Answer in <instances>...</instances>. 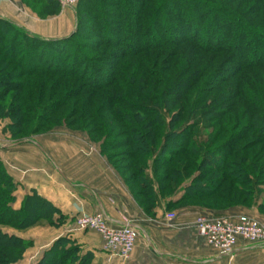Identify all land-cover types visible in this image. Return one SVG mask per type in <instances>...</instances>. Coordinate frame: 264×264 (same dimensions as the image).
Instances as JSON below:
<instances>
[{"label": "trees", "instance_id": "16d2710c", "mask_svg": "<svg viewBox=\"0 0 264 264\" xmlns=\"http://www.w3.org/2000/svg\"><path fill=\"white\" fill-rule=\"evenodd\" d=\"M22 1L35 11L34 0ZM38 1L60 12L58 0ZM227 4L79 0L75 30L59 38H43L0 15V123L8 120L2 132L31 141L53 130L66 112L70 117L61 123L80 126L100 145L148 212L158 199L170 198L169 210L190 201L214 216L236 207L264 213V84L253 73L264 69V56L254 48L259 40L246 36L264 33V0H247L248 8ZM102 45L117 49L97 53ZM221 55L231 66H216ZM214 62L218 69L209 71ZM242 73L236 92L212 95ZM106 110L125 130L100 119ZM79 113L80 121L69 122ZM100 133L111 139L100 140ZM105 146L125 148L129 165H120ZM17 186L0 158V264L18 263L34 244L4 228L24 230L43 219L55 224L58 212L36 192L15 206ZM91 256L61 236L37 264H89Z\"/></svg>", "mask_w": 264, "mask_h": 264}, {"label": "crops", "instance_id": "0c3cea01", "mask_svg": "<svg viewBox=\"0 0 264 264\" xmlns=\"http://www.w3.org/2000/svg\"><path fill=\"white\" fill-rule=\"evenodd\" d=\"M0 15L43 38L68 36L76 28L72 8L41 18L22 0H0ZM34 139L10 144L0 125V158L18 185L15 206L20 207L26 195L36 192L58 209L53 216L55 224L43 219L24 230L7 228L34 241L19 262L30 264L33 260L31 264H37L56 239L69 236L84 253H91L89 264H264V243L240 240L230 254L211 247L194 224L199 214H209L201 207L176 209V219L169 221L166 215L174 208H167L170 198H160L148 212L102 154L100 145L84 132L63 127ZM99 211L112 225L127 222L139 231L129 258L105 250L97 231L77 227L78 216ZM230 212L264 221V213L256 206L236 207Z\"/></svg>", "mask_w": 264, "mask_h": 264}, {"label": "built area", "instance_id": "2783aa9c", "mask_svg": "<svg viewBox=\"0 0 264 264\" xmlns=\"http://www.w3.org/2000/svg\"><path fill=\"white\" fill-rule=\"evenodd\" d=\"M65 5H76L79 0H60ZM169 221L176 219L177 214L170 212ZM197 232L207 243L221 254L232 253L240 240L248 243H264V221L250 214H232L214 216L199 214L195 221ZM76 225L82 230L97 231L103 239L105 250L117 253L122 258H129L134 250L139 231L124 223L112 225L103 212L80 215L76 218Z\"/></svg>", "mask_w": 264, "mask_h": 264}, {"label": "rangeland", "instance_id": "374dc122", "mask_svg": "<svg viewBox=\"0 0 264 264\" xmlns=\"http://www.w3.org/2000/svg\"><path fill=\"white\" fill-rule=\"evenodd\" d=\"M59 1V3H60V9L58 10V11H62V10H64L65 8H72V10L73 11H75V14H76V8H77V6H78V3H79V1L76 3V5H73V6H70V5H65L64 3H62L60 0H58ZM24 3V2H23ZM242 3H245V4H242ZM25 4V3H24ZM33 6H34V10L35 11H33L32 10V8L31 7H29V6H27L26 4V6L27 7H29L35 14H37L39 17H41V15H39L38 13L39 12H43V11H47V12H50V13H52V15H49V16H54V15H58L60 12H57V13H53V12H55V11H52V10H47L46 9V7H45V5H43V3H41V2H39L38 0H34V2L32 1V3H31ZM189 4V2L186 4V5H188ZM256 3H250V6H252L251 7V9L252 10H254V11H257V9H258V6H257V4L255 5ZM245 5H247V6H245ZM239 6H245L246 8H248L249 6H248V4H247V0H228V4H227V7L230 9V8H236V7H239ZM244 7V8H245ZM86 11H88L89 13H90V17H91V19H92V21L94 20V15L93 14H91V9H89V8H86ZM263 14V13H262ZM198 15V14H197ZM48 16V17H49ZM195 16H196V14H195ZM199 16V15H198ZM263 16V15H262ZM257 17V16H256ZM41 18H45L44 16H42ZM195 18V17H194ZM94 23V22H93ZM92 30H94V28L93 27H91V28H89L88 30H87V32L88 33H90ZM248 38H252V39H257V40H259V42H260V44L262 45V46H264V33H262V34H256V33H247V35H246ZM97 39L98 38H89L88 39V41L89 42H91V41H97ZM258 45L257 47H254L255 49H257L258 51H256L257 52V56H260V55H262V56H264V52H263V50L261 49V51L258 49L259 48V46H261V45ZM103 49H105L107 52H111V51H114L115 49H117L116 47H111V46H106V45H102V47H101V49H99V50H97V53H101L102 52V50ZM105 53V52H104ZM208 55V54H207ZM222 56V58H221V60L224 58V57H226L225 55H221ZM257 58V57H256ZM217 63V62H216ZM218 63L219 64H217L216 66H218V67H220V65H221V67H223V68H226V67H229V66H231L230 64H228L227 63V60H222V61H218ZM226 65H229V66H226ZM216 66H215V62H214V64H212L211 66H210V69H209V71H212V70H215V69H218V67L216 68ZM225 66V67H224ZM208 71V72H209ZM264 69H262V70H257V71H254L253 73H254V75H255V78L260 82V83H262V84H264ZM248 72V71H247ZM251 73V72H250ZM252 73V74H253ZM233 74V73H232ZM244 74L242 73L240 76H238V77H236V76H232V80H230L229 82H227L226 84H224V86L223 87H220V86H217V88H216V90L217 91H213L212 93V95H215L217 92H219V91H221V90H225V89H228L229 91H234V92H236V88H235V80L237 81L238 79H239V77H242ZM248 78H250L249 76H247ZM217 79V78H216ZM245 80H246V78H245ZM218 82V81H217ZM212 84H214V85H217V83H212ZM72 85H74V83H72ZM71 85V86H72ZM77 85H79V84H75L74 85V87H76ZM99 99V98H98ZM75 101V100H74ZM81 101V100H80ZM100 101H101V98H100ZM71 103H73V102H71ZM91 104V103H90ZM74 105V104H73ZM81 107V106H80ZM90 109H97V108H95V106H94V108H93V106H92V108L90 107ZM69 110H67V112H68ZM66 113V112H65ZM64 113V115L66 116V117H70L69 116V114L68 113H66L65 114ZM236 113H239V115L240 116H243L242 114H241V111H239V112H236ZM65 116H64V118L62 117H59L60 118V120L59 121H56L57 122V124H56V126L53 128V130H51V131H49V132H45V133H40V134H37V135H33V137H35V136H38V135H43V134H49V133H51V132H53V131H55L56 129H58V128H68V129H70V130H73V131H81V132H84L85 134H87V132H85V131H82V128H80V126H77V128H75V129H73V128H69L68 126H66L65 124H63L64 122L66 123L67 121L65 120ZM81 116H82V114L81 113H79L78 114V116L76 115V116H74V117H72L71 119H70V121L69 122H72V121H80L81 120ZM61 119H62V122L63 123H61ZM100 119L107 125V123L109 124V125H112L111 127H116V128H118L119 130H121V131H123V130H125V127H124V125L120 122V121H117V118H116V116H115V114H114V112L113 111H100ZM6 123H8V120L6 119V120H3V122L2 123H0V125H1V127H3V125H5ZM3 135H4V137H5V139H6V141H8V142H10V144L11 143H16V142H18V141H16V140H14V138L13 137H11L10 136V134H4L3 133ZM88 135V134H87ZM224 135H227V134H224ZM256 136V135H255ZM113 138H116V135H114V137ZM99 139L100 140H104V139H111L110 137L108 138L107 136H106V133L104 134V133H100L99 134ZM124 139H126V137L124 138ZM31 140H35L34 138H32ZM26 141V140H25ZM7 142V143H8ZM106 147V146H105ZM260 147H261V144H260V146H258L257 148L258 149H260ZM107 148V147H106ZM257 148H256V150H257ZM108 149V151H107V153H114V154H116L117 155V160L118 161H120V165H123V166H126V165H129V161L127 160V154L125 153L124 154V152H125V148H119V147H117V148H114V147H109V148H107ZM256 150H253V151H256ZM253 151H251V153H253ZM261 151H263V150H261ZM262 155H264V154H262ZM166 185V184H165ZM167 193H169L168 191H167ZM264 197V193H263V195L261 196V199ZM191 206H195V207H201L202 209H204L205 211H207V210H209L207 207H204V206H202L201 204H197V203H195V202H184V203H181L180 204V206H177V207H175L174 208V211L172 210V212H174V213H176V209H179V208H184V207H191ZM213 212H217V211H213ZM232 212V211H231ZM230 211H224L223 213H217L216 215L217 216H222V215H232V214H234V213H231ZM260 219V218H259ZM4 229H6L7 230V228H4ZM33 261V260H32ZM31 261V263H34V262H32ZM30 263V264H31ZM17 264H28V262H26V261H24V262H19V263H17Z\"/></svg>", "mask_w": 264, "mask_h": 264}]
</instances>
